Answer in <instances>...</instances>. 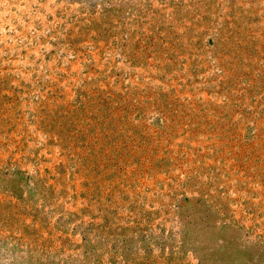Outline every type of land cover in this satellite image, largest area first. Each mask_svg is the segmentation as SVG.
<instances>
[{
    "label": "rangeland",
    "instance_id": "374dc122",
    "mask_svg": "<svg viewBox=\"0 0 264 264\" xmlns=\"http://www.w3.org/2000/svg\"><path fill=\"white\" fill-rule=\"evenodd\" d=\"M0 264H264V0H0Z\"/></svg>",
    "mask_w": 264,
    "mask_h": 264
}]
</instances>
